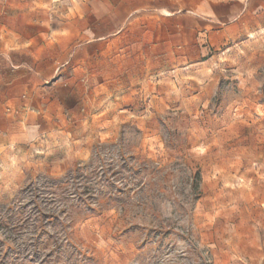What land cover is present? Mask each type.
Returning <instances> with one entry per match:
<instances>
[{
  "label": "rangeland",
  "instance_id": "374dc122",
  "mask_svg": "<svg viewBox=\"0 0 264 264\" xmlns=\"http://www.w3.org/2000/svg\"><path fill=\"white\" fill-rule=\"evenodd\" d=\"M123 2L0 0V264H264V0L183 57Z\"/></svg>",
  "mask_w": 264,
  "mask_h": 264
},
{
  "label": "crops",
  "instance_id": "0c3cea01",
  "mask_svg": "<svg viewBox=\"0 0 264 264\" xmlns=\"http://www.w3.org/2000/svg\"><path fill=\"white\" fill-rule=\"evenodd\" d=\"M261 1L124 0L117 20L121 24L128 21L130 36L145 38L146 43L155 50L160 49L159 54L183 57L187 49L194 47L197 55H202L207 39L210 44V39L223 31L227 24L245 20L246 16L255 14L261 7ZM11 97L15 95L8 92L1 95L2 101ZM11 101L19 104L18 110L8 107L6 113L9 109L10 113L7 114L18 115L23 121L21 125L27 124L29 135L38 134L43 123L53 119L49 106L44 107L43 101H39L37 90H31L23 102L17 98ZM1 139H8L7 133L0 131Z\"/></svg>",
  "mask_w": 264,
  "mask_h": 264
},
{
  "label": "built area",
  "instance_id": "2783aa9c",
  "mask_svg": "<svg viewBox=\"0 0 264 264\" xmlns=\"http://www.w3.org/2000/svg\"><path fill=\"white\" fill-rule=\"evenodd\" d=\"M7 113H10V110L9 109H7Z\"/></svg>",
  "mask_w": 264,
  "mask_h": 264
},
{
  "label": "bare ground",
  "instance_id": "6f19581e",
  "mask_svg": "<svg viewBox=\"0 0 264 264\" xmlns=\"http://www.w3.org/2000/svg\"><path fill=\"white\" fill-rule=\"evenodd\" d=\"M254 38V37H253Z\"/></svg>",
  "mask_w": 264,
  "mask_h": 264
}]
</instances>
